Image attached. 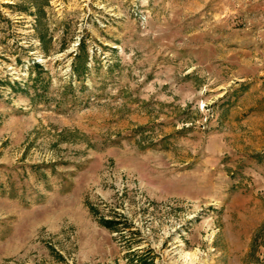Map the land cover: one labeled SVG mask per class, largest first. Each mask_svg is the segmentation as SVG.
Returning a JSON list of instances; mask_svg holds the SVG:
<instances>
[{
  "label": "rangeland",
  "instance_id": "obj_1",
  "mask_svg": "<svg viewBox=\"0 0 264 264\" xmlns=\"http://www.w3.org/2000/svg\"><path fill=\"white\" fill-rule=\"evenodd\" d=\"M144 257L264 264V0H0V264Z\"/></svg>",
  "mask_w": 264,
  "mask_h": 264
},
{
  "label": "trees",
  "instance_id": "obj_2",
  "mask_svg": "<svg viewBox=\"0 0 264 264\" xmlns=\"http://www.w3.org/2000/svg\"><path fill=\"white\" fill-rule=\"evenodd\" d=\"M42 40L44 41L45 39L42 38ZM79 67L80 65L78 64V60H77L76 65H75V70L77 71ZM101 223L112 230L118 229L119 222L115 218H111V219L102 218ZM140 263L141 264H154L153 261L150 260L148 257H144L140 259Z\"/></svg>",
  "mask_w": 264,
  "mask_h": 264
}]
</instances>
